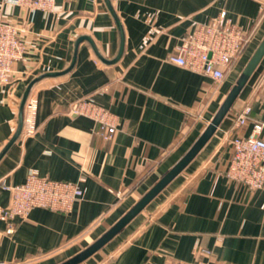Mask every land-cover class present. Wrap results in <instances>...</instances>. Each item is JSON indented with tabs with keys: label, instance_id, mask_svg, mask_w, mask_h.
Returning <instances> with one entry per match:
<instances>
[{
	"label": "crops",
	"instance_id": "1",
	"mask_svg": "<svg viewBox=\"0 0 264 264\" xmlns=\"http://www.w3.org/2000/svg\"><path fill=\"white\" fill-rule=\"evenodd\" d=\"M110 3L124 32V49L116 61L121 30L106 0H57L52 11L0 0L2 18L17 26L25 43L11 81L0 85V207L11 201L3 184L24 182L31 169L57 180L85 176L80 182L86 188L68 212L35 207L25 218L17 217L11 230L8 220L0 218V262L59 264L97 240L193 146L264 37V0ZM223 9L246 32L260 18L223 80L168 59L184 34ZM81 36L91 41L85 38L77 45ZM68 68L32 85L27 100H38V129L29 135L22 130L9 145L30 82ZM263 74L264 57L185 169L78 264H264V189H250L226 174L232 136L248 135L261 123L257 134L264 138V91L257 89ZM79 98L115 115L112 138L98 134L91 117L69 113ZM247 102L249 119L236 127V114Z\"/></svg>",
	"mask_w": 264,
	"mask_h": 264
},
{
	"label": "built area",
	"instance_id": "2",
	"mask_svg": "<svg viewBox=\"0 0 264 264\" xmlns=\"http://www.w3.org/2000/svg\"><path fill=\"white\" fill-rule=\"evenodd\" d=\"M27 7L31 10L41 9L52 11L57 0H4ZM263 13V12H262ZM260 18L256 21V26ZM246 32L234 22L226 10H221L217 16L208 22L195 24L194 28L181 37L175 52L169 55V60L185 66L196 72L210 75L216 81L225 78L232 63L240 56L245 46L253 37L254 30ZM25 53V43L19 37V29L10 21L4 20L0 13V85L7 84L12 79L13 65ZM257 89L264 91V74ZM37 98H29L24 107L23 133L33 134L37 131L36 114ZM252 111L247 102L236 114L234 125H244ZM71 114H81L91 117L98 123L97 133L105 138H112L117 130L115 115L106 107L87 99L79 98L71 103ZM263 124L256 123L254 130L248 135H234L230 138L231 157L226 168V174L246 185L250 189H264V138L257 132ZM82 176L80 181H84ZM80 181L57 180L40 175L31 169L24 182L3 186L11 192L10 204L0 207V218L9 222L10 230L14 228V220L25 218L35 207H47L64 212L70 211L75 202L84 197L86 188ZM118 196L120 191L115 192ZM264 205V203H263ZM211 255V250L203 249ZM0 264H6L0 262ZM174 264H207L201 260Z\"/></svg>",
	"mask_w": 264,
	"mask_h": 264
},
{
	"label": "water",
	"instance_id": "3",
	"mask_svg": "<svg viewBox=\"0 0 264 264\" xmlns=\"http://www.w3.org/2000/svg\"><path fill=\"white\" fill-rule=\"evenodd\" d=\"M108 3V6L115 16L117 23L121 30V45L118 56L115 58L116 61L120 58L122 55L123 49H124V32L122 28V24L116 15L110 0H106ZM89 39L91 41V38L88 36H81L77 40V45L82 39ZM93 43V42H92ZM96 49V48H95ZM98 52V51H97ZM100 57L104 59L101 54L98 52ZM264 57V37L258 44L257 48L255 49L254 53L250 57L249 61L247 62L246 66L242 70L239 78L237 79L236 83L233 85L227 96L225 97L224 101L222 102L221 106L217 110L216 114L214 115L211 122L208 124L204 132L201 134V136L197 139V141L193 144V146L188 150V152L166 173L158 182L153 185L113 226H111L104 234H102L97 240H95L93 243H91L89 246L78 252L77 254L73 255L72 257L64 260L63 262L59 264H78L87 258H89L91 255H93L95 252H97L99 249H101L106 243H108L120 230H122L136 215H138L181 171L185 169V167L192 161V159L198 154V152L203 148V146L206 144V142L212 137V135L217 130L218 126L221 124L224 117L228 114L232 106L234 105L235 101L239 97L240 93L242 92L243 88L251 78L252 74L260 64ZM106 60V59H104ZM109 61V60H106ZM71 68V67H70ZM70 68H68L65 71L62 72H47L42 74L41 76L33 79L29 86L27 87L23 100L21 103L20 108V117H19V128L17 132L15 133L13 139L9 143L12 144L21 134L23 130V124H24V107L29 95V91L32 87V85L39 80L41 77L46 75H59L62 73L67 72Z\"/></svg>",
	"mask_w": 264,
	"mask_h": 264
}]
</instances>
